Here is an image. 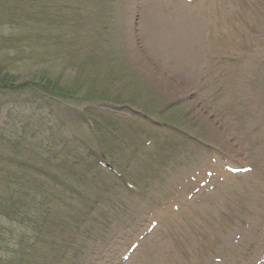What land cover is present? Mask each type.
Wrapping results in <instances>:
<instances>
[{
  "label": "rangeland",
  "instance_id": "rangeland-1",
  "mask_svg": "<svg viewBox=\"0 0 264 264\" xmlns=\"http://www.w3.org/2000/svg\"><path fill=\"white\" fill-rule=\"evenodd\" d=\"M56 261L264 264V0H0V264Z\"/></svg>",
  "mask_w": 264,
  "mask_h": 264
},
{
  "label": "trees",
  "instance_id": "trees-1",
  "mask_svg": "<svg viewBox=\"0 0 264 264\" xmlns=\"http://www.w3.org/2000/svg\"><path fill=\"white\" fill-rule=\"evenodd\" d=\"M46 87H41V89H43L44 91H48L50 94H56V98H61L60 97V94L57 92V93H54V89H52V88H50L49 89V86H47V85H45ZM65 95H67V94H65ZM89 112V111H88ZM91 112V111H90ZM92 115V114H91ZM99 146H100V148H101V150L102 149H104V150H107V149H105V148H103L102 147V145H101V143H99ZM78 201H82V200H78ZM14 206H16V205H14ZM73 209V211H75L76 209L74 208V207H72V206H67V209ZM80 208H83L82 206L80 207ZM72 209H71V212H72ZM84 209V208H83ZM12 212L16 215V211L13 209L12 210ZM74 213V212H73ZM76 213H78L77 211H76ZM21 215V214H20ZM76 216L77 215H75V214H70V216L68 217V221L69 222H76ZM80 221V220H79ZM83 221H84V223L86 222V218H85V216L83 217ZM79 225H77L76 227H78V226H82L80 223H78ZM75 227V226H74ZM75 236V234H73L72 235V237H74ZM68 242H70V240H68L67 242H66V244L63 246V249H64V247H66L67 245H68ZM58 262H59V260H58ZM57 261H56V264H60V263H58Z\"/></svg>",
  "mask_w": 264,
  "mask_h": 264
}]
</instances>
